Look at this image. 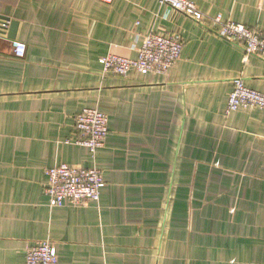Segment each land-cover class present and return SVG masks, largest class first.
Returning <instances> with one entry per match:
<instances>
[{
	"label": "crops",
	"instance_id": "1",
	"mask_svg": "<svg viewBox=\"0 0 264 264\" xmlns=\"http://www.w3.org/2000/svg\"><path fill=\"white\" fill-rule=\"evenodd\" d=\"M191 1L264 34V0ZM3 23L0 264L45 240L58 264H264V110L225 115L233 79L264 93V60L158 0H0ZM166 33L184 40L167 74L102 75ZM83 108L108 119L94 155L75 144ZM61 164L102 171L96 204L49 208Z\"/></svg>",
	"mask_w": 264,
	"mask_h": 264
},
{
	"label": "built area",
	"instance_id": "2",
	"mask_svg": "<svg viewBox=\"0 0 264 264\" xmlns=\"http://www.w3.org/2000/svg\"><path fill=\"white\" fill-rule=\"evenodd\" d=\"M110 3L113 0H96ZM193 22L212 31L216 36L229 43L239 45L243 52V61L254 56L264 60V34L257 29L241 24L223 22L220 17H210L201 13L191 0H158ZM8 24H3L0 37L5 35ZM12 54L22 59L26 46L19 41H11ZM184 47V40L178 34H150L137 58L129 60L116 55H106L100 59L103 76L127 77L130 72L140 74H167L177 63ZM233 89L229 94L225 115L230 116L238 110L263 109L264 93L245 86L243 78L232 80ZM108 119L97 109L83 108L75 116L74 128L77 132L75 144L89 150L91 154L104 146L108 136ZM47 185L45 195L49 199L50 209L63 206L84 207L96 204L100 189L104 186L102 171L98 168H83L61 164L45 170ZM25 264H58L54 246L47 240L25 249Z\"/></svg>",
	"mask_w": 264,
	"mask_h": 264
},
{
	"label": "water",
	"instance_id": "3",
	"mask_svg": "<svg viewBox=\"0 0 264 264\" xmlns=\"http://www.w3.org/2000/svg\"><path fill=\"white\" fill-rule=\"evenodd\" d=\"M3 24H6V23H3ZM3 24H2V25H3ZM16 26H17V23H16V22H12L11 25H10V27H11V28H10V32L12 33V37H11L12 39L15 38L14 35H13V33H14V31H15ZM1 28H2V27H1ZM0 32H1V29H0Z\"/></svg>",
	"mask_w": 264,
	"mask_h": 264
}]
</instances>
